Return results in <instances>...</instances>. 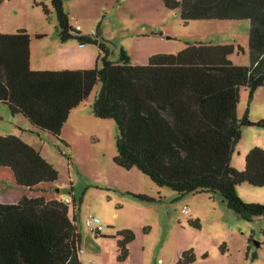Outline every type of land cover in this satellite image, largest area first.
<instances>
[{
  "label": "trees",
  "instance_id": "16d2710c",
  "mask_svg": "<svg viewBox=\"0 0 264 264\" xmlns=\"http://www.w3.org/2000/svg\"><path fill=\"white\" fill-rule=\"evenodd\" d=\"M5 1L9 0H0V5ZM164 4L179 11L186 23L249 20L250 64H233V45L208 43L187 44L177 54L153 55L146 65L132 64L124 49L112 61L111 47L98 35L74 30L63 0H51L61 39L98 47L101 65L33 70L30 35L25 30L0 33V104L13 115L24 116L36 130L60 138L70 113L100 85L92 113L116 123L118 166L136 168L179 196L220 195L244 220L264 217V204L246 202L238 193L245 183L264 188V149L248 152L243 171L232 166L243 129L264 127V121L249 119V109L242 119L237 111L241 89L246 88L252 100L264 87V0H164ZM0 167L11 169L18 185L30 191L59 179L41 152L16 135L0 136ZM139 198L155 201L146 195ZM198 223L192 222L199 228ZM117 238L118 260L125 262L135 234L120 230ZM81 241L69 203L45 196L0 203V264H83ZM194 260L186 252L178 264Z\"/></svg>",
  "mask_w": 264,
  "mask_h": 264
},
{
  "label": "rangeland",
  "instance_id": "374dc122",
  "mask_svg": "<svg viewBox=\"0 0 264 264\" xmlns=\"http://www.w3.org/2000/svg\"><path fill=\"white\" fill-rule=\"evenodd\" d=\"M63 2L70 26L74 30L80 26L83 35H98L111 47L112 61L118 60L124 49L131 60L148 64L153 55L177 54L187 44L203 42L233 45V64H250L249 20L186 23L179 11L166 8L164 0ZM0 28L8 32L28 30L33 64L39 68H58L54 58L58 48L78 43L76 39L63 41L59 37L51 0L3 2ZM37 35L44 37L38 39ZM99 88L100 85L88 101L70 114L60 138L38 132L24 116L13 115L7 105L0 104V134L15 132L59 172L47 196L69 201L70 215L75 216L82 233L83 264H178L186 252L194 256L192 264H264V217L244 220L220 195L197 194L195 200L186 202L184 199L194 196H179L169 188H160L141 171L127 170L115 163L116 123L92 113ZM248 109L250 120L264 121V96L257 94L250 100L249 91L243 88L237 108L239 118ZM254 147L264 149V127L243 129L232 166L244 168L243 154ZM238 193L246 202L264 204V188L245 183L238 187ZM143 195L155 201L139 198ZM185 207L190 210L188 214L183 213ZM89 215L104 227L101 236L86 226ZM195 221L199 228L192 224ZM126 229L134 232L135 241L129 247L128 259L120 262L117 235Z\"/></svg>",
  "mask_w": 264,
  "mask_h": 264
},
{
  "label": "crops",
  "instance_id": "0c3cea01",
  "mask_svg": "<svg viewBox=\"0 0 264 264\" xmlns=\"http://www.w3.org/2000/svg\"><path fill=\"white\" fill-rule=\"evenodd\" d=\"M21 30H25L29 34L28 30H26V29H20L18 31H21ZM18 31L8 32V31H4L3 29L0 28L1 34H15ZM57 31H58V28H57ZM30 37H31V34H30ZM43 37H44V35H43ZM197 43H203V42H197ZM208 44H213V43H208ZM213 45H216V44H213ZM30 49H31V45H30ZM58 49H59L58 54L55 55V57H54L55 63L57 64L58 68L46 69V68L35 67L33 64V56L32 55L30 58L31 68L33 70H37V71H47V70L61 71V70L91 69V68H94V66L96 67V66L101 65L100 60H99V49L96 46L89 47V45H81L79 43H75V44L73 43L71 45L62 44ZM148 58H150V54L147 55V59ZM132 60H131V63L134 65H146L147 64V62H144V61H138V60L132 61ZM257 94H261L264 96V87L259 88L254 93L253 96L256 97ZM76 109H74V110H76ZM74 110L72 112H74ZM72 112L70 114H72ZM252 121L255 122L256 120H252ZM260 121H262V120H260ZM38 132H40V131H38ZM7 135H16L17 136V134L13 131L12 132H2L0 134V136H7ZM19 137H21V136H19ZM251 149L247 148L243 155L246 156ZM244 166H245V164H244ZM234 167L237 169H240V170L245 169V167L244 168H240L239 166H237V167L234 166ZM241 167H243V166H241ZM133 170L139 171L136 168H133ZM53 188H54L53 184H45V185H41L38 189H36L34 191H30V190L25 189V188L18 185V183L15 179L14 173L11 169L5 168V167H0V203L15 204V203H18L24 196H28V197L45 196L48 200L57 199L54 195L47 196L48 195L47 193H50V191ZM196 195L197 194H192V196H194V197H191V198H193V199H184V201L189 202V201L195 200ZM188 196H191V195H187L184 198H188ZM178 198H181V197H178Z\"/></svg>",
  "mask_w": 264,
  "mask_h": 264
},
{
  "label": "built area",
  "instance_id": "2783aa9c",
  "mask_svg": "<svg viewBox=\"0 0 264 264\" xmlns=\"http://www.w3.org/2000/svg\"><path fill=\"white\" fill-rule=\"evenodd\" d=\"M76 29L78 31L81 30L80 26H77ZM65 202L68 203L69 201L67 200ZM189 211L190 210L188 207L183 208V213L188 214ZM86 226L89 228L90 231L95 232V233H101L104 231V227L102 225L98 224V220L93 215L88 216V218L86 220Z\"/></svg>",
  "mask_w": 264,
  "mask_h": 264
}]
</instances>
